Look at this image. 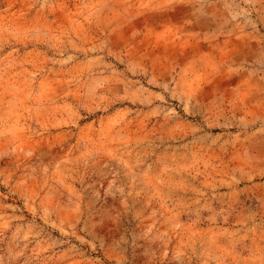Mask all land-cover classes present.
I'll list each match as a JSON object with an SVG mask.
<instances>
[{
	"label": "rangeland",
	"instance_id": "rangeland-1",
	"mask_svg": "<svg viewBox=\"0 0 264 264\" xmlns=\"http://www.w3.org/2000/svg\"><path fill=\"white\" fill-rule=\"evenodd\" d=\"M0 264H264V0H0Z\"/></svg>",
	"mask_w": 264,
	"mask_h": 264
}]
</instances>
